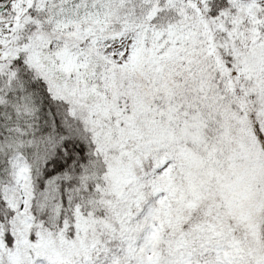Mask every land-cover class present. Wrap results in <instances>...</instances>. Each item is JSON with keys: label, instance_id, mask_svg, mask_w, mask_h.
I'll return each instance as SVG.
<instances>
[{"label": "snow or ice", "instance_id": "6c2138e0", "mask_svg": "<svg viewBox=\"0 0 264 264\" xmlns=\"http://www.w3.org/2000/svg\"><path fill=\"white\" fill-rule=\"evenodd\" d=\"M0 264H264V0H0Z\"/></svg>", "mask_w": 264, "mask_h": 264}]
</instances>
